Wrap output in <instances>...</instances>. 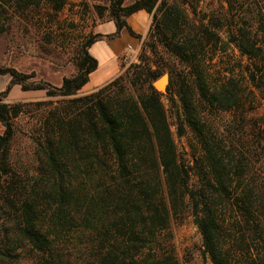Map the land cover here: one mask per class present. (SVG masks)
Segmentation results:
<instances>
[{
  "label": "trees",
  "instance_id": "1",
  "mask_svg": "<svg viewBox=\"0 0 264 264\" xmlns=\"http://www.w3.org/2000/svg\"><path fill=\"white\" fill-rule=\"evenodd\" d=\"M50 1L55 12L64 5ZM105 1L97 14L106 11L116 31L89 35L76 50L75 74L59 86L0 66L9 76L0 91V264H179L159 239L185 217L211 264H264V128L247 126L242 102L264 86V46L254 40L252 16L232 14L239 0L197 19L183 0ZM32 2L0 0V34L7 9ZM243 5L251 14L257 3ZM140 10L151 23L138 61L79 95L97 69L89 47L123 28L135 35L126 19ZM225 43L250 64L242 76L211 83L206 55ZM163 63L166 95L152 86ZM15 86L54 99L35 103L45 107L28 165L11 160L14 121L36 109L4 102ZM172 126L179 137L189 134L190 160L179 157Z\"/></svg>",
  "mask_w": 264,
  "mask_h": 264
},
{
  "label": "rangeland",
  "instance_id": "2",
  "mask_svg": "<svg viewBox=\"0 0 264 264\" xmlns=\"http://www.w3.org/2000/svg\"><path fill=\"white\" fill-rule=\"evenodd\" d=\"M183 2L190 16L195 19L203 14L217 15L228 10V5L223 0H183ZM240 2L241 0L234 4L231 2L235 7L232 14L239 17L252 16L249 23L257 33L254 40L264 46V0H256L257 5H251L252 15L246 12L248 10L246 5L239 7ZM106 5L105 0H64L62 9L55 12L50 0H33L27 7H19L13 3V7L8 8L7 15H4L5 31L0 34V66L11 67L22 73L33 72L37 78L59 86L64 77H70L76 72L75 57L78 46L93 34L97 23L107 20V12L105 11L99 18L96 9V6ZM260 15L263 18L260 19ZM222 32L223 41H226V29L222 28ZM140 52L141 48L132 60L120 61V74L138 61ZM159 53L164 57L165 54L160 49ZM210 55L211 53L206 55V60L210 74L208 79L211 83L220 82L230 74L242 76L250 64L233 45L226 43L225 46L222 44L218 46L212 58H209ZM146 56L153 67V56L149 51H146ZM164 60L166 61V57ZM165 64L161 65L162 75L168 74ZM8 80V75H0V91L4 89ZM79 95L84 94L79 92ZM50 100L54 99L46 97L43 91H21L18 86L13 87L4 100L7 103H28L30 105L27 109H36L33 114L22 115L14 121L12 161L17 160L24 165L30 163L33 148L30 135L38 128L37 120L45 107L36 106L35 103ZM242 102L243 118L247 126L264 128V86L260 90H255L252 95L247 94ZM163 103L167 108L169 122L173 124L174 113L169 109L165 98ZM223 119L231 120L232 114H226ZM2 130L0 125V133ZM171 131L179 157L190 160L189 134L177 136L174 126L171 127ZM159 242L167 251H172L179 264H211L202 254L200 236L191 217L173 220L169 227L160 233Z\"/></svg>",
  "mask_w": 264,
  "mask_h": 264
},
{
  "label": "crops",
  "instance_id": "3",
  "mask_svg": "<svg viewBox=\"0 0 264 264\" xmlns=\"http://www.w3.org/2000/svg\"><path fill=\"white\" fill-rule=\"evenodd\" d=\"M126 22L135 35L123 28L118 36L96 41L89 47V54L97 61V69L90 74L89 81L80 90L82 94L91 93L116 78L121 72L120 61L135 56L141 48L151 23V16L140 10L130 15ZM115 31V24L107 19L96 24L93 34L109 35ZM128 47L131 50H128Z\"/></svg>",
  "mask_w": 264,
  "mask_h": 264
},
{
  "label": "water",
  "instance_id": "4",
  "mask_svg": "<svg viewBox=\"0 0 264 264\" xmlns=\"http://www.w3.org/2000/svg\"><path fill=\"white\" fill-rule=\"evenodd\" d=\"M168 82V74H163L152 83V86L159 94H166V87L168 85Z\"/></svg>",
  "mask_w": 264,
  "mask_h": 264
},
{
  "label": "built area",
  "instance_id": "5",
  "mask_svg": "<svg viewBox=\"0 0 264 264\" xmlns=\"http://www.w3.org/2000/svg\"><path fill=\"white\" fill-rule=\"evenodd\" d=\"M128 50H131V48L130 47H128ZM134 58V56H132V57H129V58H126L125 59V61H130V60H132Z\"/></svg>",
  "mask_w": 264,
  "mask_h": 264
}]
</instances>
